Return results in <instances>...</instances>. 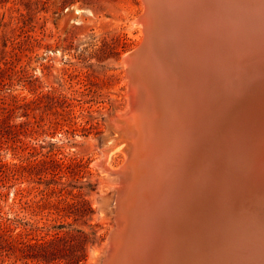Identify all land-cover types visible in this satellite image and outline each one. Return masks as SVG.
Masks as SVG:
<instances>
[{"label":"rangeland","instance_id":"374dc122","mask_svg":"<svg viewBox=\"0 0 264 264\" xmlns=\"http://www.w3.org/2000/svg\"><path fill=\"white\" fill-rule=\"evenodd\" d=\"M145 11L144 0H0V264H95L108 244L102 143L129 109L125 58Z\"/></svg>","mask_w":264,"mask_h":264},{"label":"bare ground","instance_id":"6f19581e","mask_svg":"<svg viewBox=\"0 0 264 264\" xmlns=\"http://www.w3.org/2000/svg\"><path fill=\"white\" fill-rule=\"evenodd\" d=\"M144 2L146 8L148 7L149 11L150 9L152 10L150 11V13H153V15H150V17L148 18V22L151 23V26L148 30V38L146 37L150 46V50L148 51L149 55L146 54L145 62L149 64L150 67H147V65L145 67L147 71H150L149 68L154 65L158 74L165 76V81L169 85V87L171 85L176 89L171 90L170 88H168L167 91H169L170 89L168 95H161L160 91L159 94H157L158 98H156V93L151 91L154 84L152 82L153 80L148 79V81L145 80V82L142 83L144 88H148L150 91L149 99L151 105L148 109L146 108L147 112L145 120L143 119L144 122H138L140 129H142V141L140 145L137 144V151L135 154H139L138 156L140 157L138 158V162L136 161L138 165L135 168V180L136 182H140V191L143 192L140 208L143 210V213H146L148 210L147 208L150 205L149 203H151L150 201L153 199L155 200V198L157 197L158 191L160 189L157 185L158 175L162 177L161 180L163 179L162 184H164L167 180L165 187L167 188L168 186L170 187L172 175L178 176L179 174L181 185H183L184 188H187V186L195 187V189H193L194 193H199V190H202L200 186L201 184L203 185L204 190H206L204 194L208 193L207 189L210 190V193L219 191L216 196L220 197H214L215 199L220 200L219 204L216 207H218L219 205H223L224 202L230 204L232 201L231 206L232 208H234V211L236 210L238 216L236 217L238 218V221L236 218L233 220L234 225H237L238 228L243 227V229H247L246 232H242L241 237H245L248 242V246H250V249H252L259 232L256 233L251 227L256 226L258 223H261L263 221L257 211H253L250 207L243 208V206L239 202L244 203L248 201V199L254 197V194L256 192L259 193L261 198H263L264 196V161L261 163H256L260 159L254 160V156H256V150L264 147V143H260V146L257 149H250V152L244 148H237L236 145L238 139L242 137L243 132L246 128L245 122H249V124L254 129H256V127L253 126V123H250L252 122L251 117H253L254 119L257 118V111L260 110L262 112V110H264V72L260 74L259 77H254V79L252 78V74L260 68L257 65L258 63L254 52L259 56L261 55V53L256 52L255 45L244 44L245 46L240 47L238 53L235 52L236 55L232 53L229 54L228 52L226 53V47H224V49H221L218 42H211L210 45L212 44V46L214 47V49H212L214 50V54L211 55L212 58L210 60V64L205 65L202 60L207 59L206 53L209 51V48H207L208 46H206L205 43L195 47L198 43V40L193 39V27H191L190 31L188 33H185L184 36L179 37L172 35L170 36L169 40L168 35L163 32V27L159 23V18L161 19V21L162 19H166V21L169 22L168 26L173 28L171 24H174V21L177 18L178 20H187L189 16H192V12L186 11L184 13H180L179 15L175 16V20L169 21L167 18L172 14L166 6L165 0H144ZM178 2L181 1L178 0L176 4ZM230 5L233 6L234 3ZM230 5L228 6V9L231 8ZM223 6H227V4H223ZM215 9L218 10L221 8L216 7ZM215 14L218 15V12ZM184 15H186V17H184ZM141 17L139 18L141 22L140 24L143 25L144 23L141 20ZM234 17H236V14L231 15L228 18V21L230 19L231 20L227 25V29H229L230 31L232 30L233 32L239 31V23H234ZM178 20L176 22H178ZM186 23L187 24H183L184 27L188 26V21ZM189 24L191 25V22H189ZM246 24L248 23L246 22ZM244 27H246L247 29L246 34L242 33L244 37H250V40H256L258 42H262V40H264V21L261 24H255L253 22L249 25H244ZM176 29L177 26L173 28L172 31L175 32ZM205 39L208 40L207 38ZM231 40L232 39L228 37L225 41V45H227ZM193 48L197 52L199 57L198 59H195V63L198 67L196 70L198 71V75L197 82L195 84L192 85L190 82H187L188 87L190 86L189 94L186 96L188 97V99L186 100L187 104L190 105L191 102H200L201 104L203 103V99H205L206 101L208 100V97L211 99L212 94H215V84L222 87V91L220 90L222 92L221 100H224L227 97V99L224 100L223 104L218 105V107L211 112L208 120L205 121L203 118L200 119V122L205 121V125H207L208 123L210 124L211 129L209 128L208 132H201V130H198V125L193 126L192 124L189 126L184 124L183 121L188 115V108L179 105L181 91L182 93L185 92V84L183 86L182 81H179L178 77H174V73L175 70H179V68L181 67V76L188 75L185 73L184 68L187 66V58L192 54ZM224 53H226L225 58H223ZM231 59L233 60V64L231 63ZM192 62H194V60ZM176 63H178L179 65H177L174 70L173 66ZM230 64L232 66H235L236 69H230ZM182 65H184V68ZM217 68H219L218 71H215L217 70ZM214 71L215 75H217L218 78L221 79L223 77L222 81H220L221 83H215L217 79L214 80ZM250 71H253V73H251ZM251 75L252 77H249ZM148 77H155L153 76L152 71L150 72ZM180 79L183 80V78L181 77ZM249 79L253 84L252 98H254V101L250 103L251 98L248 99V101L244 104V107H242L238 110V112H235L232 115L229 114V117L227 118V120H225V115L230 113L232 109L237 106L235 103L242 102L244 98L243 93L245 92V87L247 89L249 87L251 88V83H248ZM156 102L160 103V113H163L168 117V123H165L163 119L159 117V114H157L158 108L154 107L157 106V104L155 105ZM251 107H255V109L250 110V113H247L246 109H249ZM190 109L191 108L189 107V112ZM193 110L192 112H190V115L194 114V111H197ZM113 123L117 128L116 131L120 130L121 133H118V135H116L111 132V135H106L107 137L104 139L102 146L103 149L101 154V161L99 162V164L101 162L104 164V167L108 172H106V187L112 192L118 188L120 180L119 178H115L114 176V178H111V175L113 174L109 172H115L114 174L117 175L120 169L118 168L119 170H113L109 167L108 161L110 157L114 155V153L120 152L126 157L127 162L128 157L126 150L131 141V134L128 133L124 128L125 125L123 126L121 123L119 124L117 119ZM212 125L214 127L213 129ZM178 126L180 127L177 128ZM234 127L240 128L235 129ZM263 127L264 126H261V128ZM192 128L196 131L193 132ZM143 136H145V139ZM261 136L264 137V133L262 135L257 134V136L251 135L249 136L250 141L258 145L259 141L264 142L263 137L262 139H260ZM216 137L219 138L220 141V138L222 137L224 143L226 142V138H229L227 148L225 146H223L222 149L221 147H218L219 151H217V140L215 139ZM161 148L166 151V155L162 154L161 152L159 158L158 151H160ZM251 155H253V157ZM166 157L168 158L167 160ZM243 159H245V162L248 160L246 164H242L241 162L238 163L240 160L243 161ZM156 164L159 165L160 169L157 175L156 169L158 165ZM173 168L177 169L179 173H177V170L174 171ZM235 171L238 173L239 181L232 185V180H229L228 178L231 176L230 173L234 175ZM102 172L105 171L102 170ZM256 172L258 181L257 179L254 181L256 184L258 183L257 189L254 188L255 186L252 187L247 185V180H244L243 177L247 176L249 173L255 174ZM149 175L151 177L155 175L156 176L155 178H151ZM229 181L232 189L230 191H226V195L222 197L220 191L221 189L223 190L230 185L228 183ZM242 181L243 183H246V185L242 183L243 187L241 188ZM141 183L143 185L147 183V189H145V187L143 188ZM255 183L252 182L251 184L255 185ZM233 187H237V190H235ZM168 193H165V198L170 196V194ZM115 195L116 194H114V196ZM110 198L112 199V196H110ZM110 198L103 199L104 202H101L100 210L103 214H110L113 216L115 215V202L113 199L110 202ZM169 199L167 200L168 203ZM204 201L205 200H203L202 204L204 203ZM185 205H188V201L185 197H183L182 208H186ZM196 212L197 214H195V216L197 218H200L201 222L202 219H205V221L203 220L204 223H202V225L206 223L209 216L211 215L209 213L206 214L199 211ZM134 215L135 214L133 213L130 216L127 212H124L122 215L124 225L119 232L120 243L117 246V253L121 255H118V258H115V262L113 261V264H152V262L153 264H190L189 253L186 251L187 249L183 246L182 249L184 250V254L181 255L180 253H178L177 248L173 247L174 244L172 243V241H169V238H167L168 240L163 243L164 246L160 245L158 247L159 252L157 249V252L155 253L156 255H153V260L151 263H149L151 261L150 259H152V246L155 242H157L154 239L155 230L152 226L150 227L149 224H147L148 221L146 220V217L144 215H141L138 223L135 221ZM179 216L183 221L182 225L185 226L187 225L188 221L190 222V220L188 219L189 215L187 208L185 210V213H183L182 216ZM170 218L172 219V217ZM106 245L107 244H105V246ZM105 246L101 250H98L93 256V258L95 259V264L97 263V259L102 256L101 254H103V249L105 248Z\"/></svg>","mask_w":264,"mask_h":264},{"label":"water","instance_id":"95a60500","mask_svg":"<svg viewBox=\"0 0 264 264\" xmlns=\"http://www.w3.org/2000/svg\"><path fill=\"white\" fill-rule=\"evenodd\" d=\"M165 1L170 13L174 15H169L170 17L167 18L169 21L175 20V16L179 15L180 13H184L186 11L192 12V16H189L187 20H178L177 18L174 21V24H171L173 28L177 26L175 32L172 31V27L168 26L169 22L166 21V19H162L161 21V19L159 18V23L163 27V32L168 35L169 40L170 36L172 35L179 37L184 36V34L188 33L190 31V28L193 27V39L198 40V43L195 47L205 43V45L208 46L207 48H209V51L206 53L207 59L202 60L205 65L210 64V60L212 58L211 55L214 54V50H212L214 49V47L212 46V44L210 45L211 42H218L221 49H224V47H226V53L228 52L229 54L232 53L235 55V52L238 53L240 47L245 46L244 44L255 45L256 52L261 53V55L259 56L254 52L258 63L257 65L260 68L256 70L255 73H253V68V71H250L251 73H253V77L252 75L249 77H252L254 79V77H259V75L264 72V40H262V42H258L256 40H250V37H244L242 35V33H247V29L246 27H244V25H249L253 22L255 24H261L264 21V0H179L181 2H178L177 4L176 2L178 0ZM231 2L234 3L233 6L230 5L232 4ZM223 4H227V6H223ZM229 5L231 7L230 9H228ZM216 7L221 9L216 10ZM150 11L152 10L150 9ZM150 11L147 7L144 16L141 17V20L144 23L143 25L145 33L143 42L133 53H131L125 58V62L127 64V79L130 98L129 109L125 114L119 117L120 119H116L118 120L119 124L121 123L123 126L125 125L124 128L127 130L128 133L131 134V141L126 150L128 160L125 165L118 171L117 175L114 174L115 172H109L113 174L111 176L119 178L120 184L115 191H111L113 193L112 199L115 202V215L112 216L113 229L109 236V242L103 249V254H101L102 256L97 259L96 264H113L115 262V258H118V255H121L117 253V246L120 243L119 232L124 225V221L122 219V215L124 212L129 213L130 216L134 213V219L137 223L139 222L141 215H144L146 217V220L148 221L147 224H149L150 227L152 226L155 230L154 239L157 242H155L152 246V259H150L151 261L149 263L152 262L154 257L153 255H156L155 253L157 252L158 247L160 245L164 246L163 243H165V241L168 240L167 238H169V241H172V243L174 244L173 247L177 248L178 253H180L181 255L184 254V250L182 249L183 246L187 249L186 251L189 253L190 264H264V196L262 195L263 198H261V196L257 192L254 194V197L248 199V201L244 203L239 202L243 206V208L250 207L253 211H257L263 221L261 223H258L256 226L251 227L256 233L259 232L258 236L255 239V244L252 249H250V246H248V242L245 237H241L242 232H246L247 229H243L242 226V228H238L237 225H234L233 220L238 216L236 210L234 211V208H232L231 206L232 201L230 204L224 202L223 205H219L218 207H216L219 204L220 200H217L214 197H220L216 196L219 191L210 193V190L207 189L208 193L204 194L206 190H204V187L201 184L200 186L202 190H199V193H194L193 189H195V187L187 186V188H184L183 185H181L179 174L178 176L172 175L170 187L168 186L167 188H165L167 180L164 184H162L163 179L161 180L162 177L158 175L157 185L160 189L158 191L157 197L155 198V200L153 199L150 201L151 203H149L150 205L148 206V210L146 213H143V210L140 208L143 192L140 191V182H136L135 180V168L138 165L136 161L138 162V158H140L138 156L139 154H135L137 151V144L140 145L142 141V129H140L138 122H142L143 119L145 120L147 112L146 108L148 109L151 105L149 99L150 91L148 88H144L142 83H144L145 80L148 81V79L153 80L152 82L154 83V90L151 89V91L156 93V98H158L157 94H159L160 91L161 95H168L170 89H176L171 85L169 87V85L165 81V76L159 75L154 65L149 68L150 71H147L145 67L146 65L147 67H150L149 64L145 62L146 54L149 55L148 51L150 50V46L147 40V36L149 34L148 30L151 26V23L148 22V18L150 17V15H153V13H150ZM217 12L218 15L215 14ZM234 14H236V17H234V23H239V31L233 32L232 30L230 31L229 29H227V25L230 23L231 20L230 19L228 21V18ZM184 17H186V15H184ZM177 20L178 22H176ZM187 21L188 26L184 27L183 24H187ZM189 22H191V25L189 24ZM246 22L248 24H246ZM228 37L232 40L227 45H225V41ZM205 38H207L208 40H206ZM194 48L192 50V54L187 58V66L184 68V65H182L185 73L188 75L181 76V67L179 68V70H175V67L179 65L178 63H176L173 66L175 70L174 77H178L179 81H182L183 86L185 84V92L182 93L181 91V98L179 103V105L188 108V115L183 121V123L189 126L192 124L193 126L198 125V130H201V132H208L209 128L211 129V126L209 123L205 125V121L208 120V117H210L211 112L215 110L218 105L224 103V100L227 99V97L224 100H221L222 87L217 86L215 84V94H212L211 99L209 97L207 101L203 99V103L201 104L200 102H191L190 105L187 104L186 100L188 99V97L186 96L189 94L190 90V86L188 87L187 82H190L192 85L195 84L197 82L198 75V71H196L198 67L195 63V59H198L199 57ZM226 53H224L223 58H225ZM193 60L194 62H192ZM231 63L233 64L232 59ZM232 68L236 69L235 66H232L230 64V69ZM218 69L219 68H217V70L215 71H218ZM151 71L153 72V76H155L154 78L148 77ZM215 71L213 72V77H215L214 80L217 79L215 83H221L220 81H222L223 77L221 79L218 78L217 75H215ZM180 77L183 78L185 82L180 79ZM190 79L192 82L190 81ZM250 79V82L248 81V83H251V88L249 87L247 89L245 87V92L243 93L244 98L241 102L243 106L239 102L235 103L237 106L233 108L230 113L225 115V120H227L229 114L232 115L235 112H238L239 109L244 107V104L248 101V99L251 98L250 103L254 101V98H252L253 84ZM168 88H170L169 91H167ZM158 103L159 102H156L155 105L157 104V106H154L158 108L157 114H159V117H161L165 123H168L169 119L166 115L160 113L161 107L160 103L159 105ZM189 107L191 108L190 112H192L193 109L197 111L193 110L194 114L190 115ZM254 109L255 107H251L249 109H246V111L247 113H250V110ZM257 112V118L254 119L253 117H251L252 122L250 123H253V126H255L258 130L254 129L249 124V122H245L246 128L243 132L242 137L238 139L236 145L237 148H244L249 151L250 149H257L260 146V143H264L262 141H259L258 145L254 142L252 143L249 137L251 135L257 136V134L262 135L264 133V127L261 128V126H264V110H262V112L258 110ZM201 118H203L205 121L200 122ZM180 126H178L177 128H179ZM213 128L214 127L212 125V129ZM110 129L113 130V134L118 135V133H121L120 130L116 131L117 128L114 123H110ZM195 131L196 130L193 129V132ZM143 137L145 139V136ZM262 137L263 136H261L260 139H262ZM215 139L217 140V151H219L218 147H221L222 149V147L225 146L227 148L229 138H226L225 143L222 140V137L220 138L221 141L217 137ZM158 152L159 158L161 152L162 154L166 155V151L163 148H161V150ZM255 155L256 156H254V160L260 159L256 163L263 162L264 147L257 149ZM251 156L253 157V155ZM167 159L168 158L166 157V160ZM247 161L245 162V159H243V161L240 160L238 163L241 162L242 164H246ZM99 167L101 168V170L107 172L102 162L99 164ZM173 170L176 171L177 169L173 168ZM159 171L160 169L158 165L156 169V175ZM177 173H179L178 170ZM230 175L231 176L228 179L232 180V185L239 181L238 173L236 171L234 175H232L231 173ZM248 175L243 176L244 180H247V185L252 187L255 186L254 188L257 189L258 183L256 184L254 181L256 179L258 181L257 172L255 174L249 173ZM155 176L150 177L155 178ZM252 182H254L255 185H252ZM147 183L145 185L141 183L143 188L145 187V189H147ZM228 183L230 184V181ZM228 187L223 190L221 189L220 194L222 197L226 195V191H230L232 189L231 184ZM233 188L237 190V187ZM165 193L170 194V196L165 198ZM114 194L116 195L114 196ZM183 197H185L188 201V205L185 206L189 215L188 219L190 220V222L188 221L187 225L185 226L182 225L183 221L179 216H182V214L185 213L186 210L185 207L182 208ZM168 199L169 203L167 202ZM203 200L205 201L202 204ZM196 211L211 214L204 225H202V223H204L205 219H202L201 222L200 218H197L195 216V214H197ZM221 213L223 214L221 215ZM170 217H172V219ZM236 219L238 221V218Z\"/></svg>","mask_w":264,"mask_h":264},{"label":"trees","instance_id":"16d2710c","mask_svg":"<svg viewBox=\"0 0 264 264\" xmlns=\"http://www.w3.org/2000/svg\"><path fill=\"white\" fill-rule=\"evenodd\" d=\"M8 120V119H7ZM2 161H0L1 163ZM3 168V164H0V170H2ZM83 250V249H82ZM82 259L85 260L86 259V254H85V251L83 250V256H82Z\"/></svg>","mask_w":264,"mask_h":264}]
</instances>
